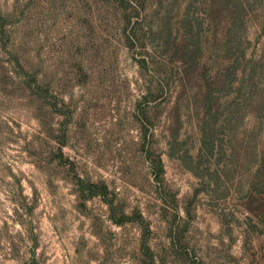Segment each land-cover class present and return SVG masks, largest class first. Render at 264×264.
Segmentation results:
<instances>
[{"label": "rangeland", "instance_id": "374dc122", "mask_svg": "<svg viewBox=\"0 0 264 264\" xmlns=\"http://www.w3.org/2000/svg\"><path fill=\"white\" fill-rule=\"evenodd\" d=\"M0 264H264V0H0Z\"/></svg>", "mask_w": 264, "mask_h": 264}]
</instances>
